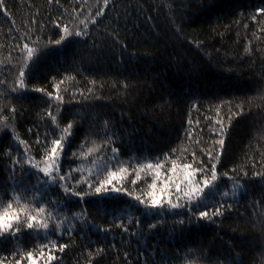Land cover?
Listing matches in <instances>:
<instances>
[{
  "label": "trees",
  "instance_id": "obj_1",
  "mask_svg": "<svg viewBox=\"0 0 264 264\" xmlns=\"http://www.w3.org/2000/svg\"><path fill=\"white\" fill-rule=\"evenodd\" d=\"M261 10L264 0H3L0 211L12 204L20 231L0 236V259L28 264L27 253L51 252L49 264H264ZM61 136L57 163L70 185L87 191L124 168L116 186L125 192L81 198L45 176L39 168ZM173 161L177 176L184 164L214 163L218 178L189 203L173 188L184 207L137 201L172 178ZM148 163L163 165L158 180ZM215 204L222 216L193 215ZM28 215L49 227L27 228Z\"/></svg>",
  "mask_w": 264,
  "mask_h": 264
},
{
  "label": "snow or ice",
  "instance_id": "obj_2",
  "mask_svg": "<svg viewBox=\"0 0 264 264\" xmlns=\"http://www.w3.org/2000/svg\"><path fill=\"white\" fill-rule=\"evenodd\" d=\"M108 0H105V4H107ZM3 5V0H0V6ZM262 14H264V10H261ZM101 13L98 12L97 15H100ZM67 31V29H65ZM71 34V33H69ZM81 33L77 32L76 35H80ZM61 41L57 40L56 44H59ZM29 57L32 55V50L29 49ZM27 65H25L26 67ZM25 72L23 70L19 71V87L24 88L25 87ZM16 90L15 88L13 89ZM37 91H43V89H36ZM57 99L59 100L60 97L57 96ZM51 115V114H50ZM51 119L53 121L56 120V116H51ZM72 128V125L69 124L67 128L63 129V132L67 134L69 130ZM66 136H61L58 139H54L52 141V147L46 152L45 155V166L42 168H39V170L47 177L57 181L60 184V187L63 189L65 193H72L73 195L80 196L81 198L89 195L94 194H100L108 191L112 192H125V190L120 187L116 186V182L118 180H121L123 178V173L127 171V169L121 168L119 171H109L107 174V177L103 180L98 181L97 183H91L88 182V190L82 191L78 187H73L68 183V178L64 175H60V165L57 163L58 160V153L61 151L63 146V141L65 140ZM39 142V141H37ZM218 143L223 146L224 140L221 139L218 141ZM111 151L113 154L117 153L119 149L117 147H112ZM210 159H219L218 156H212L211 153H209ZM21 161L14 160L13 164H20ZM27 163H29L34 168H37L38 165L32 162V158L29 157L27 160ZM148 169H155L154 176L157 178L161 177L162 172L160 171L163 168V165L160 163L147 164ZM182 172L180 176H177V172L179 171L176 163L173 161L172 167H171V173L172 178L165 177L163 181H159L162 186L158 187L157 181H154L150 187L152 191H150L148 195L147 201L141 199L139 196H136L135 199L147 206L152 207H159L164 204L165 201H167V204L171 208H180L184 207V205H181L178 202H173L171 192L174 188L175 192L177 193L176 200L179 201L181 199L180 193H183L184 197L187 199V202L193 201V199H197L201 193L203 192L204 188L208 185L212 184L214 181L217 180L218 174H217V166L216 164H211L210 167L205 168L201 166L198 169H193L192 164H184L181 166ZM235 171V170H233ZM198 173L202 174V179L198 177ZM227 175V174H225ZM246 175V173H245ZM230 180L234 179V177H228ZM63 182V183H61ZM135 183V181H133ZM184 185H187V191H185ZM235 188H239L240 185L237 183L234 185ZM227 195V193H225ZM224 207L223 204H220L219 207L213 206L214 209L211 214L206 209L198 211L193 213V215L198 219H207L212 220L213 217L222 216L223 212L221 209ZM230 207V205H229ZM39 212H43V208L38 209ZM19 220H20V212L13 210V205L9 204L7 208L3 211H0V236H3L5 233H12V230L15 228V232L20 231L19 226ZM137 226H139V222L137 220ZM177 223L183 224L185 223V220L181 219L178 220ZM26 226L29 229H32L33 227H39L47 229L49 227L48 223L44 222L43 220L38 219L35 215H28L26 220ZM149 228H154L156 225H149ZM127 231V229H124ZM65 245H60L59 250L63 251ZM27 262L28 264H41V261L44 262V264H49L50 261H53L55 257L52 255L51 252H49L47 255H45L44 252L40 253L39 259L36 255H34L32 252L27 253ZM0 264H5L4 259H0ZM10 264H24L23 260L17 259Z\"/></svg>",
  "mask_w": 264,
  "mask_h": 264
}]
</instances>
